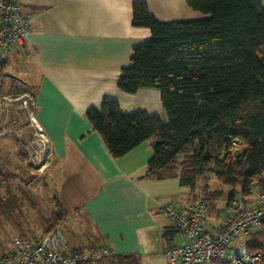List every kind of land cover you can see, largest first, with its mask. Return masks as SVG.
I'll return each mask as SVG.
<instances>
[{
    "label": "crops",
    "instance_id": "crops-1",
    "mask_svg": "<svg viewBox=\"0 0 264 264\" xmlns=\"http://www.w3.org/2000/svg\"><path fill=\"white\" fill-rule=\"evenodd\" d=\"M15 1L29 15L32 27L25 41L11 49L0 69V82L6 78L34 98L33 115L59 166L62 207L67 215H82L95 229L99 245H107L114 255L135 256L140 264H172L163 245L181 243L183 238L162 207L171 202L185 208L201 192L188 200L187 187L178 178L145 174L153 138L113 157L86 111L113 98L124 112L144 110L167 121L158 89L140 88L130 94L118 86L134 48L151 36L149 28L132 24L133 3L146 2L161 22L209 15L192 9L186 0ZM260 191L256 188L251 195ZM228 199L229 195L206 217L209 230L220 225ZM207 203L211 208L208 199ZM234 242L264 247V222L251 236Z\"/></svg>",
    "mask_w": 264,
    "mask_h": 264
},
{
    "label": "trees",
    "instance_id": "trees-1",
    "mask_svg": "<svg viewBox=\"0 0 264 264\" xmlns=\"http://www.w3.org/2000/svg\"><path fill=\"white\" fill-rule=\"evenodd\" d=\"M186 2L209 16L161 22L146 2L133 3L132 24L149 28L151 36L134 48L118 81L130 94L158 89L167 121L144 110L124 112L113 98H104L86 116L115 158L153 138L147 176L178 178L182 186L195 187L213 164L218 181L230 189L228 200L237 192L264 191L262 1ZM2 177L0 170V182ZM55 206L48 232L66 214L59 197ZM97 264L140 263L135 256L113 254ZM255 264H264V254Z\"/></svg>",
    "mask_w": 264,
    "mask_h": 264
},
{
    "label": "built area",
    "instance_id": "built-area-1",
    "mask_svg": "<svg viewBox=\"0 0 264 264\" xmlns=\"http://www.w3.org/2000/svg\"><path fill=\"white\" fill-rule=\"evenodd\" d=\"M31 27V19L18 1L0 0V66L13 46L25 41ZM32 99L35 107L33 96ZM33 114L34 108L32 119L36 121ZM38 127L44 147L52 153L39 123ZM207 209V200L202 196L185 208L171 202L163 205L173 230L183 238L181 243H164L163 253L170 263L255 264L263 256L262 247L234 241L251 236L264 222V191L228 200L215 231L206 225ZM111 255L112 249L105 244L67 251L65 235L56 227L39 237H13L11 249L0 252V264H97L102 257Z\"/></svg>",
    "mask_w": 264,
    "mask_h": 264
},
{
    "label": "rangeland",
    "instance_id": "rangeland-1",
    "mask_svg": "<svg viewBox=\"0 0 264 264\" xmlns=\"http://www.w3.org/2000/svg\"><path fill=\"white\" fill-rule=\"evenodd\" d=\"M32 104L31 93L14 88L11 82L2 78L0 170L4 180L0 182V252L11 249L15 236L39 237L46 234L56 208L59 166L53 153L43 145L38 123L32 119ZM215 168L210 165L198 177L195 187L185 186L188 200L201 192L200 196L211 202L207 217L212 208L220 207L230 193V189L218 181ZM207 192L219 195H206ZM55 225L65 235L68 251L99 245L95 229L79 213H66ZM262 249L264 252V247Z\"/></svg>",
    "mask_w": 264,
    "mask_h": 264
}]
</instances>
